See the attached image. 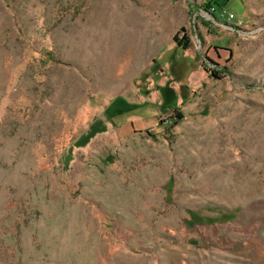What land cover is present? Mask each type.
Instances as JSON below:
<instances>
[{
	"label": "rangeland",
	"instance_id": "1",
	"mask_svg": "<svg viewBox=\"0 0 264 264\" xmlns=\"http://www.w3.org/2000/svg\"><path fill=\"white\" fill-rule=\"evenodd\" d=\"M0 264H264V0H0Z\"/></svg>",
	"mask_w": 264,
	"mask_h": 264
},
{
	"label": "trees",
	"instance_id": "2",
	"mask_svg": "<svg viewBox=\"0 0 264 264\" xmlns=\"http://www.w3.org/2000/svg\"><path fill=\"white\" fill-rule=\"evenodd\" d=\"M214 5H216V4L214 2H212V1H210L209 3H207V6L209 8L213 7ZM181 32L184 33V32H186V30L184 28H182L181 31L178 32L174 36L173 40L177 44L178 47H180L181 49H183L184 51H186V50H188L190 48V41H189V39H188L187 36H183V38L180 39L179 37L181 35ZM218 74H217V72L214 71V72H212V77L218 79ZM177 119L178 120H182L183 117L180 114L177 113Z\"/></svg>",
	"mask_w": 264,
	"mask_h": 264
},
{
	"label": "built area",
	"instance_id": "3",
	"mask_svg": "<svg viewBox=\"0 0 264 264\" xmlns=\"http://www.w3.org/2000/svg\"><path fill=\"white\" fill-rule=\"evenodd\" d=\"M208 14H212L213 16H215V18L218 20V21H223L227 24L228 27L232 28V29H242L243 28V22L241 20L237 21L235 24L232 23L235 19L234 15L233 14H229L227 17H225L226 15V11L225 10H222L220 12L221 14V17H219L217 15V12H216V8L213 6L210 8V10L208 11Z\"/></svg>",
	"mask_w": 264,
	"mask_h": 264
}]
</instances>
